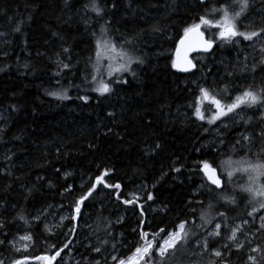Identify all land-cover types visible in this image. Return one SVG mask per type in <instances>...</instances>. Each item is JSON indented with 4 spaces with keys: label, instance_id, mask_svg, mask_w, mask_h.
<instances>
[{
    "label": "trees",
    "instance_id": "obj_1",
    "mask_svg": "<svg viewBox=\"0 0 264 264\" xmlns=\"http://www.w3.org/2000/svg\"><path fill=\"white\" fill-rule=\"evenodd\" d=\"M249 2L238 21L241 32L264 27V0ZM225 3L97 0L98 16L90 10L91 0H0V259L5 264L24 257L28 264H45L34 258L54 255L50 245L60 248L69 241L53 264H115L113 256L124 260L143 244L141 228L151 239L160 228L172 231L181 221H188L186 231L201 240L221 223V236L210 240L211 248L202 254L193 238L167 264H210L216 260L212 249L231 244L227 237L236 225L242 230L235 243L244 247L236 251L231 244L224 264H251L249 256L264 264V231H257L264 209L240 191L247 174L236 172L229 183L225 172L221 193L209 191L197 167L204 160L217 168L229 159L264 163V104L244 106L241 120L214 125L207 123V114L204 121L194 115L201 87L228 103L245 89L264 88V40L224 42L215 39L214 29H205L214 36V50L197 55L191 72L173 67L172 53L184 29ZM231 5V12L239 11L238 4ZM98 40H111L134 56L130 72L106 79L112 91L103 96L93 90L100 81L93 69ZM105 171V183L120 184V189L98 185L81 206L78 221L71 220L75 201ZM133 194L139 197L136 205H126ZM222 195L234 196L236 204L218 199ZM253 207L257 212L249 217ZM202 212L214 218L203 227ZM220 212L227 215V227ZM61 217L67 218L62 225ZM45 225L56 237L48 238ZM25 235L33 241H18ZM96 247L100 253L93 251ZM256 247L261 251L252 252Z\"/></svg>",
    "mask_w": 264,
    "mask_h": 264
},
{
    "label": "snow or ice",
    "instance_id": "obj_2",
    "mask_svg": "<svg viewBox=\"0 0 264 264\" xmlns=\"http://www.w3.org/2000/svg\"><path fill=\"white\" fill-rule=\"evenodd\" d=\"M205 0H201V3H204ZM233 4H239V11L231 12L230 8L232 5H229L227 3L222 4L219 8H213L211 9L210 13H206L205 15H202L199 17L198 23H193L191 26L184 29V36L185 39H182L180 44L181 46H184L187 44V47L184 49L185 51V65L182 66L178 61L173 62L174 68H179L181 71H190L194 65L191 64V61L187 60L186 53L188 51L193 50L195 47H200L204 51L208 52L213 49L214 47V40H205L204 39V33L201 31V28L206 29H218V36L215 37V39H219L224 42H231L235 37H243L246 41H253L254 38H264V27H261L258 30H253L250 32H241L238 31V21L241 16H243L247 10L250 7L249 0H233ZM85 7H89L86 5ZM90 10L95 12L98 16L102 15V9L98 6L97 0H91V6ZM220 15V19L213 20L209 19L208 17L210 15ZM158 30V29H156ZM15 31H20V26L17 25ZM102 34H106L107 29L101 28ZM189 37H195L194 42H189ZM101 43L98 40L97 41V60L96 63L93 65V69L95 73L100 72L99 68V62L101 58ZM105 54L112 53L115 55H108L109 61L112 60H124L125 57H128V53L126 50H124L122 47L118 48L115 43H112L110 41H105L104 44ZM65 52L68 51V49H64ZM260 51L264 53V48H261ZM179 55V53H178ZM141 62V61H137ZM264 62V61H262ZM132 63V59L129 57L127 59L126 63L119 64L117 67H113L112 64H109L108 68V76H113L114 73L118 72H126L130 70V65ZM64 69H69V64H63ZM59 75V73H57ZM229 75H231L229 73ZM98 79L97 75L94 74L92 76L93 82H96ZM124 83H127V81H123ZM111 81L108 83H105L103 80L99 81V85L94 88L93 90L98 92L101 96L108 94L112 91V88L110 87ZM227 91V89H225ZM50 95L58 96L60 99H67V96L63 93H50ZM81 99H87V97H82ZM207 102L209 105L214 106L215 112L211 115L210 118L207 119V123L209 125H214L216 121L221 120L222 117H228L230 114L236 113L237 110H242V106L246 107H252V106H259L261 104H264V88H261L258 91H253L251 88L245 89L241 94L237 95L232 99V102L230 104H224L222 103V100L217 98V95L213 93L212 90L201 87L200 88V94L196 97L195 100V111L194 115L196 118L200 121L205 120V114L204 111H202L203 104ZM111 115V113L109 114ZM261 121L264 122V117H261ZM247 123V121L245 122ZM205 131H208V129H205ZM262 134H264V129H262ZM245 141L249 140V137L245 135L243 137ZM240 141H237L239 143ZM159 147V145H157ZM214 161H200L197 164V167L199 168V171L203 174V176L206 178L207 184L209 186V191H216L219 190V192L223 193L226 187V182L222 179L223 174L226 172L228 177V182H231L232 177L234 176V173L236 172H243L248 174L249 182L246 186H242L240 188L241 192L249 194L251 197L252 202H256L259 204L260 209H264V183H261L260 180L262 177H264V163H251L247 160H240V161H232L231 159L222 162L221 166L219 168L214 167ZM175 171H180V169H175ZM108 176V172L105 171L101 173L100 176L96 177L95 183H93L92 188L89 189V192L81 196L79 199L75 201V205L73 208L74 215L71 216V220L78 221V218L82 215L81 206L84 204V201L87 200L93 192L97 189L98 185H104V187H113L115 189H120L121 185H108L105 183V178ZM71 186H69L68 189L65 191L69 194L71 193ZM133 199L125 200L124 203L126 205H133L135 206L137 201L139 200L138 196H135ZM117 199H119V196H117ZM218 199H222L226 204H236V198L234 196H227L222 195L219 196ZM148 200H153V196L151 194L148 195ZM213 207L211 203H209L208 208L209 210ZM141 208V216H143V206H140ZM257 212V208L253 207L252 211L248 213L249 217H252L254 213ZM218 216L223 219L224 227H227V215L225 212L218 213ZM40 214H38L36 217H34L35 220H39ZM19 219L24 220L25 223H28V221L25 219L23 215L19 216ZM64 219H67L66 217H61V225ZM200 219L203 221V227L204 225L212 223L213 219L212 217H209L206 212H202ZM260 224L257 231H264V216L260 217ZM141 225H144L146 221L141 220L139 221ZM243 224L247 225L249 224L248 220H244ZM188 225V221H181L178 225H176L175 229L172 231H168L167 228H160L159 231L154 232L151 234V239H149V233L143 231V228H141L140 231V239L143 241V244L141 246H138L133 255L130 256L127 260H118L116 256L112 257V260L115 262V264H156V259L159 258V264H167V261L169 257H175V254L177 250L182 246L189 245L190 241L195 238L196 239V245L195 247L201 248L202 252H207L211 248L210 240L213 238H219L221 236V229L222 224L216 223L215 229L211 232H208L206 236L203 237L201 240L194 232L186 231V227ZM4 227L3 222H0V229ZM53 227H59L58 225H54ZM242 230L241 225H236L231 229V234L227 237V241L231 242V244H235V250L240 251L243 249L244 244L243 243H235L237 239V232ZM45 233L48 235L49 239H52L56 237L57 233L53 232L52 229L48 227V225H45L44 229ZM71 232L75 233L76 228L73 227V229L70 230ZM6 238V234H5ZM20 240H26L29 242L33 241L32 235H25L19 238ZM3 241H0V245H3ZM104 243H107V241H104ZM71 244V241L68 243H65L62 247L57 248L56 245H50V247L54 250V255H45V256H37L34 259L37 262L43 261L45 264H53V262L57 261L58 257L62 256V253L69 249V245ZM230 243H223L219 245L218 248L212 249L211 255L216 258L215 261H210V264H224L226 260H230L231 253H232V247ZM14 247V245H13ZM115 247V246H114ZM17 252L20 251L19 248L15 249ZM25 251H27V245L25 246ZM94 252L100 253L101 248L96 247L93 249ZM252 252H259L261 251L259 247L252 248ZM225 252H227V256H225ZM249 261H251V264H258L256 258L254 256H249ZM0 264H5L4 259H0ZM11 264H28V258L24 257L23 259H15L12 260ZM96 264H99V261L96 262Z\"/></svg>",
    "mask_w": 264,
    "mask_h": 264
},
{
    "label": "rangeland",
    "instance_id": "obj_3",
    "mask_svg": "<svg viewBox=\"0 0 264 264\" xmlns=\"http://www.w3.org/2000/svg\"><path fill=\"white\" fill-rule=\"evenodd\" d=\"M229 2V5H231V4H233V0H229L228 1ZM239 5V4H238ZM220 19V18H219ZM218 20V19H217ZM204 29H206V28H204ZM214 29V31L216 32V34L214 33V35L217 37L218 36V32H219V30L218 29H215V28H213ZM207 30H212V29H207ZM258 40H264V38H259ZM105 41H110V42H112L111 40H105ZM105 41L104 40H102V41H100V43H101V48H100V51H101V53H102V55H101V58H100V62H99V68H100V72L98 73L99 74V78H100V80H103L105 83H106V79H108V78H111V77H109L108 76V68H109V64L111 63L112 64V66L113 67H117L119 64H122V63H126L127 62V59L130 57L131 59H132V63H131V65H133V62H134V56H133V54H131V52L129 51V49H124V50H126L127 51V53H128V57H125V59L124 60H112V61H109V59H108V55L110 54V55H115V54H112V53H108V54H105V49H104V44H105ZM118 48H120V47H118ZM97 49V48H96ZM130 65V66H131ZM127 72V71H126ZM129 72H130V70H129ZM119 73H121V72H118V74ZM114 75H117L116 73H114ZM222 103H224V104H230V103H228V102H222ZM203 106H204V109H203ZM203 106H202V111H204V113L205 114H207V116H208V118H210L211 117V115L215 112V108H214V106H211V105H209L207 102H205L204 104H203ZM244 106H242V108H243ZM245 109H242V110H237V112L236 113H233V114H230L228 117H222L221 118V120H219V121H223V122H229V121H235V120H241V116H242V112L244 111ZM217 122V121H216ZM247 176H248V174H247ZM248 182L249 181H247V184H248ZM261 182V181H260ZM262 183V182H261ZM246 184V185H247ZM213 231V230H212ZM20 237H22V236H20ZM20 237H18L17 239H18V241H20V242H22V243H26L27 241L26 240H20L19 238ZM141 246V245H140ZM134 253V252H133ZM133 253L130 255V256H132L133 255ZM129 256V257H130ZM129 257H127L126 259H124V260H127Z\"/></svg>",
    "mask_w": 264,
    "mask_h": 264
},
{
    "label": "water",
    "instance_id": "obj_4",
    "mask_svg": "<svg viewBox=\"0 0 264 264\" xmlns=\"http://www.w3.org/2000/svg\"><path fill=\"white\" fill-rule=\"evenodd\" d=\"M199 3H201V0H197ZM207 0H205V2H206ZM213 1H226V0H213ZM201 31H202V29H201ZM206 38V36H205V34H204V39ZM182 39H185V36H184V34L179 38V39H177L178 41H177V44H176V47H175V49L173 50V53H172V56H173V62L174 61H178L182 66H186L185 65V60H184V56H185V51H184V49L187 47V44L186 45H184V46H181V44H180V42H181V40ZM188 40H189V42H194L195 41V37H189L188 38ZM205 40H207V39H205ZM213 49H214V47H213ZM212 49V50H213ZM210 53L211 52V50L210 51H208V52H206V51H204L202 48H200V47H195L193 50H191V51H188L187 53H186V56H187V60H189V61H191V64L192 65H194V67H192L191 69H190V71H187V72H185V71H181L179 68H174L176 71H179V72H184V73H188V72H191V71H193L195 68H196V64L195 63H193V61L191 60V56H193L194 54H197V53ZM178 53H179V55H178Z\"/></svg>",
    "mask_w": 264,
    "mask_h": 264
},
{
    "label": "flooded vegetation",
    "instance_id": "obj_5",
    "mask_svg": "<svg viewBox=\"0 0 264 264\" xmlns=\"http://www.w3.org/2000/svg\"><path fill=\"white\" fill-rule=\"evenodd\" d=\"M211 1H213V0H211ZM226 1H229V0H226ZM226 1H225V2H226ZM214 2H218V1H214ZM201 29H202V32H203V33L205 34V36H206L205 39H207V40H213L212 38H213L214 36L209 37L208 34H207V32H206V30H205L204 28H201ZM183 34H184V33H183ZM183 34H182V35H183ZM182 35H181V36H182ZM181 36H180V37H181ZM180 37H179V38H180ZM177 41H178V40H177ZM214 46H215V42H214ZM174 49H175V48H174ZM213 50H214V49H213ZM211 52H212V51H211ZM211 52H210V53H211ZM201 54H209V53H201V52H200V53L194 54L193 56H191V60H192V61L194 60L193 63L196 62V61H195V57H196L197 55H201Z\"/></svg>",
    "mask_w": 264,
    "mask_h": 264
},
{
    "label": "bare ground",
    "instance_id": "obj_6",
    "mask_svg": "<svg viewBox=\"0 0 264 264\" xmlns=\"http://www.w3.org/2000/svg\"><path fill=\"white\" fill-rule=\"evenodd\" d=\"M193 62H194V60H193Z\"/></svg>",
    "mask_w": 264,
    "mask_h": 264
}]
</instances>
